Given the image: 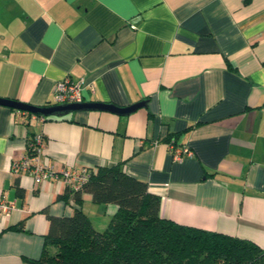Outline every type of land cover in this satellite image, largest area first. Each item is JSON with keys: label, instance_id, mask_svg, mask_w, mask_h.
Instances as JSON below:
<instances>
[{"label": "crops", "instance_id": "1", "mask_svg": "<svg viewBox=\"0 0 264 264\" xmlns=\"http://www.w3.org/2000/svg\"><path fill=\"white\" fill-rule=\"evenodd\" d=\"M64 76L81 100L146 104L43 118L0 103V194L14 202L0 264H32L47 215L76 206L60 178L12 169L30 133L53 169L119 162L160 196V216L264 248V0H0V97L52 103ZM168 136L190 154L173 159ZM81 197L102 229L115 204Z\"/></svg>", "mask_w": 264, "mask_h": 264}, {"label": "trees", "instance_id": "2", "mask_svg": "<svg viewBox=\"0 0 264 264\" xmlns=\"http://www.w3.org/2000/svg\"><path fill=\"white\" fill-rule=\"evenodd\" d=\"M170 138L167 141L173 142ZM86 169L87 177L77 188L65 185L59 195L72 197L76 206L68 215H47L41 253L27 259L30 263L264 264V248L250 239L160 216V196L149 191L145 181L126 173L119 162ZM84 192L94 203L116 206L102 229L94 228L79 206ZM16 193L21 194L18 187Z\"/></svg>", "mask_w": 264, "mask_h": 264}, {"label": "built area", "instance_id": "3", "mask_svg": "<svg viewBox=\"0 0 264 264\" xmlns=\"http://www.w3.org/2000/svg\"><path fill=\"white\" fill-rule=\"evenodd\" d=\"M81 82L72 80L64 76L55 81L52 86V99L55 103L80 101ZM42 117V116H41ZM42 135L33 133L30 138H26L25 150L17 158L11 160V167L14 171L27 172L32 176L34 182H40L45 179L60 178L63 183L69 187L77 188L87 177L86 167H63L58 170L44 163L38 158L42 150ZM173 159H180L184 154H190V149L186 146H179L168 143ZM29 150V153L28 151ZM14 208V202L6 200L0 194V215L4 216Z\"/></svg>", "mask_w": 264, "mask_h": 264}, {"label": "water", "instance_id": "4", "mask_svg": "<svg viewBox=\"0 0 264 264\" xmlns=\"http://www.w3.org/2000/svg\"><path fill=\"white\" fill-rule=\"evenodd\" d=\"M0 103L8 105L17 109L27 110L32 113L44 115H59L72 110L79 109H97L106 110L118 114L128 113L137 107L146 104V99H138L132 103L126 105H117L111 102L99 101V100H80L72 102L62 103H46L42 105L31 104L8 97H0Z\"/></svg>", "mask_w": 264, "mask_h": 264}]
</instances>
